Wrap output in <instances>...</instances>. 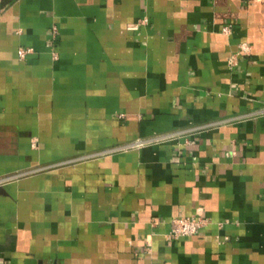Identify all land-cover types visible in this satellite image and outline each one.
<instances>
[{"label": "crops", "instance_id": "0c3cea01", "mask_svg": "<svg viewBox=\"0 0 264 264\" xmlns=\"http://www.w3.org/2000/svg\"><path fill=\"white\" fill-rule=\"evenodd\" d=\"M17 173L0 264H264V0H0Z\"/></svg>", "mask_w": 264, "mask_h": 264}, {"label": "built area", "instance_id": "2783aa9c", "mask_svg": "<svg viewBox=\"0 0 264 264\" xmlns=\"http://www.w3.org/2000/svg\"><path fill=\"white\" fill-rule=\"evenodd\" d=\"M147 19L144 18L134 24H132L130 27L132 28H138L139 24L141 22H145ZM232 29V24L227 23L222 27V31L225 33H229ZM53 32H57L56 25L53 26ZM241 50H243L244 53H248L250 51V45L247 42H242L240 44ZM33 48L31 46H24L20 45L18 47V54L20 57H25L27 53H29ZM54 56L57 57V52H54ZM234 56L230 58L231 63L234 62ZM173 132L165 133V134H156L152 136L149 139H162L167 138L170 135H172ZM143 140H139L138 142L142 143ZM18 174H12L8 176H0V183L12 178L19 176ZM155 222V221H154ZM210 222V218L206 216L201 210H197L196 212L188 215H182L177 216L172 219L171 227L168 231V236L172 239H178L182 236L192 235L196 234L202 229L204 226H206Z\"/></svg>", "mask_w": 264, "mask_h": 264}]
</instances>
